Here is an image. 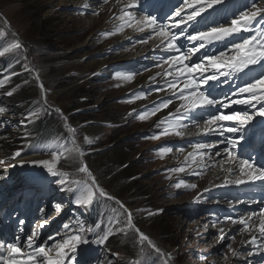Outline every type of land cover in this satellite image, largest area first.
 I'll use <instances>...</instances> for the list:
<instances>
[{
  "label": "snow or ice",
  "instance_id": "snow-or-ice-1",
  "mask_svg": "<svg viewBox=\"0 0 264 264\" xmlns=\"http://www.w3.org/2000/svg\"><path fill=\"white\" fill-rule=\"evenodd\" d=\"M229 3L230 0H99L91 14L99 16L105 10V6L111 4V8L117 9L113 19L119 20L120 23L116 31L104 33L105 36L115 35L116 32L122 33L125 28H132L137 32L149 30L147 38L139 42L147 44L149 40H158L156 47L161 48L165 54L155 66L163 68L167 65V70L157 72L156 76L149 77V80L155 83L157 77H161L164 83L152 91L165 92L168 98L138 113V119L145 121L162 110L169 111L155 124L154 127L159 131L153 132L145 139L158 140L162 136L182 138L186 135L217 137L215 141L201 140L192 144V151L185 156L184 166L167 169L168 172L184 173L191 169L192 174L203 176L209 170L219 168L223 175L217 179H222L225 186L264 183V165L258 164L251 155L256 151L255 142L249 145L250 152L247 158L237 155V146L245 139L247 127L257 117L262 118L264 122V0H249L245 10L234 13ZM88 7L85 5L84 11ZM111 8L108 9L109 12ZM161 9L162 17L159 15ZM137 12L141 15L137 16ZM221 12L224 15L220 19L213 18V13ZM5 24L7 25L6 20ZM6 34L0 30V37ZM12 36L11 42L0 50V58L15 53L14 59L17 63L20 59L27 60L25 46L14 32ZM24 68L26 71H32L27 63L24 64ZM148 70L150 69L146 68L142 71ZM135 75L134 72L128 73L122 78L131 81ZM245 76L248 79H244ZM36 79L39 80L38 73ZM3 83L4 81H0V85ZM224 85H227V90L222 87ZM39 88L41 90V99L37 101L39 107L28 112L19 122L25 130L29 124H34L42 116L55 115L65 123L68 120L59 107H53L49 103L43 83L39 84ZM14 91L15 89L7 91L6 95L12 96ZM149 94L150 91L134 93L128 102L140 100ZM233 105L237 107H232ZM6 112L7 108L0 106V116ZM3 123L4 121L0 120V124ZM190 128L194 131H189ZM68 130L71 135L65 142L53 141L45 148L34 147L29 139L31 133L25 131L24 146L11 153L7 163L0 159V167L3 168L0 180L5 179L9 167L17 166V158H20L18 163L21 167L24 164L38 165L54 178L52 182L73 193L75 197L73 202L78 209L82 208L86 212L94 205L109 201L116 207L111 209L104 228L100 227L104 221H100L94 227L85 228L82 221L74 220L62 225L63 234L57 232L49 236L48 240L39 241L41 229L50 223L48 217L51 211L60 212L62 204L61 202L53 204L48 212L41 208L40 219L34 224L23 243L19 235L11 242L0 240V264H81L78 249L81 245L89 243V233L92 234L95 243L103 245L110 236L116 233L127 236L129 230L138 237L135 243L140 246V255L143 257V260H133L129 264H151L148 256L152 253L163 256L164 253L150 236L137 227L134 212L100 185L84 161L85 152L75 139L76 129L69 125ZM0 141L9 147L12 146L3 135H0ZM84 141L87 144L93 143L87 136L84 137ZM260 143L264 145V134L260 137ZM25 147L33 151H47L51 158L25 161L22 155ZM156 151L163 158L171 153L173 148L166 144ZM179 151L183 152L184 149L181 148ZM62 159L76 163L72 179H69L68 171L57 168ZM167 178L172 179L171 176ZM174 187L195 189L197 185L180 180ZM144 211L151 217L164 210H136ZM18 223L23 225L25 222L19 220ZM221 223L228 227V231H232V226L240 225L236 229V234L250 237L242 238L240 245L256 246L254 251L249 250L244 256L238 249L233 248V243L236 242L234 234L229 237L231 242L226 246L231 257H243L248 260V257L264 253V208L258 213L252 212L238 217L227 216ZM227 235L225 226H220L218 239L223 241ZM116 256V253H112V259H108L106 264H119V261L115 260ZM223 258L227 260L229 256L224 255ZM84 264H88L87 260ZM248 264H251V261H248Z\"/></svg>",
  "mask_w": 264,
  "mask_h": 264
},
{
  "label": "rangeland",
  "instance_id": "rangeland-1",
  "mask_svg": "<svg viewBox=\"0 0 264 264\" xmlns=\"http://www.w3.org/2000/svg\"><path fill=\"white\" fill-rule=\"evenodd\" d=\"M90 4L96 6L97 0ZM85 5L84 0H0V30L5 31L6 36L10 37H13L14 32L27 50L26 62L32 70L29 72L31 78L27 85L32 86L40 98L39 84L43 83L49 103L53 107H59L68 117L66 123L55 118L57 124L52 125L53 133L55 134L59 127L60 130L67 131L69 125L76 129L78 139L76 142L87 151L84 161L100 185L116 198L121 199L125 206L134 212L140 229L148 234L164 253L163 256L152 253L151 264H165V261L167 264L252 262L250 257L248 260L243 257H231L226 246L231 242L229 237L232 235L228 234L223 241L218 239L221 222L213 217L216 206L206 204L202 211H197L196 202L199 201V192L207 181L195 179L188 182L187 170L184 173L168 172L167 169L181 165L172 163V157L161 158L158 154L154 156L153 153L157 150L156 144L159 143L140 137L144 131H148L150 122H133V116L129 112L134 105H130L128 101L141 87V85L135 86L136 81L148 71L126 65L128 62L138 61L139 58L127 61V57L134 55L136 46L138 49L141 47L136 44L135 47L131 46L132 48L124 44L122 46L121 42L131 33L130 30L129 33L116 32L112 37L102 38L100 35L107 33L104 30L110 27L108 24L111 16L102 19V23H97L92 20L95 15L80 16L74 14L71 9ZM129 41L133 44L136 39ZM116 64L126 68L96 78L98 76L96 72L105 71L106 67H114ZM133 72L136 75L131 81L122 78L123 75ZM37 73L39 80L36 79ZM53 95L56 96V100L50 99ZM16 97L15 95L9 105L15 109H22L21 103H16ZM126 98L128 103L122 104ZM145 101L148 104L149 99L146 98ZM80 111L86 112L78 114ZM98 122L112 123L114 127H101L97 140L92 144L85 143L86 131L91 127L98 128L99 125H91ZM16 143L17 141L11 147L6 145L8 154L13 152L12 148ZM165 143L161 142L158 146L161 147ZM106 147H109V150H99ZM88 151L93 154H88ZM123 155L127 160L120 162ZM0 158H3L2 154ZM112 158H116L117 162L110 161ZM76 166L71 160L62 161L60 164L62 169L71 171V174L75 172ZM1 171H3L2 167H0ZM168 176L172 179H168ZM13 180L12 175L9 176V181L13 182ZM180 180L195 183L197 187L177 189L174 185ZM1 188L3 190L8 188L7 180L3 182ZM70 194L63 190L62 196L68 197ZM112 205L113 202L109 201L102 203L100 208L103 212L109 213ZM137 209L164 211L149 217L147 211L136 212ZM80 213L81 211H78L71 221L81 220L87 228L88 222L83 215H79ZM95 218L100 219L99 216ZM62 225L49 236L57 232L63 234ZM49 236L45 237V240H48ZM242 238L246 237L236 236L233 248L246 256L249 250H255V246H241L239 242ZM88 239L90 244L91 233L88 234ZM137 239L138 237L129 230L125 241L134 260H143L140 246L135 243ZM119 253L120 258H123V254ZM224 255H228L229 259L225 260Z\"/></svg>",
  "mask_w": 264,
  "mask_h": 264
},
{
  "label": "bare ground",
  "instance_id": "bare-ground-1",
  "mask_svg": "<svg viewBox=\"0 0 264 264\" xmlns=\"http://www.w3.org/2000/svg\"><path fill=\"white\" fill-rule=\"evenodd\" d=\"M90 2L92 1H95V0H89ZM111 8V4L109 6H106L105 7V10L103 12L100 13L99 16H94L93 17V21L94 22H97V23H102V19H107L108 16L112 15V12H109L108 9ZM113 10H116V8H111V11ZM88 20H91V19H88ZM130 34V33H129ZM140 46L141 48L138 49L137 46H136V49H135V52H134V55H130L128 56L127 58V61H131V60H134L135 58H138L142 53L146 52L147 50H149L150 48H153L155 46V44H149L148 46L144 45V44H141V45H138ZM131 47V46H130ZM135 47V46H134ZM132 48V47H131ZM126 58V57H125ZM150 74H145L143 75V77L141 79H139L138 81H136V85L135 86H138V85H141V84H145L147 79L149 78ZM223 87V86H222ZM52 100H56V96H51ZM101 129V127L99 126L98 128L95 129V127H91L89 130L86 131V134H87V137L92 140V141H96L97 140V137H98V133H99V130ZM51 157H36V158H33L32 160H40V159H50ZM31 160V161H32ZM38 166V165H36ZM31 173H33L35 176H37L36 172L32 171ZM222 173H220L219 171V168L216 169L215 171H213L211 173V175L208 177V181L211 182V180L213 179V177L215 176H219L221 175ZM3 182L4 180H1L0 181V190H3L1 187L3 185ZM206 182V181H205ZM206 185H204L205 187ZM220 221V220H219ZM138 224V223H137ZM247 238V237H246ZM254 251V250H253Z\"/></svg>",
  "mask_w": 264,
  "mask_h": 264
},
{
  "label": "trees",
  "instance_id": "trees-1",
  "mask_svg": "<svg viewBox=\"0 0 264 264\" xmlns=\"http://www.w3.org/2000/svg\"><path fill=\"white\" fill-rule=\"evenodd\" d=\"M16 100L19 101L20 103H27L30 100L36 98L38 96L37 92L35 91V89H32V86H25L22 89L19 90V92L16 94ZM82 118H87L90 119L88 117H82ZM41 127H44L45 125L43 124V122H41ZM49 124L51 125H55L56 123H54V120H49ZM122 158L120 159V162L122 160H127L126 156H121ZM110 161L112 162H117L116 158H112L110 159ZM163 232V230H161V233ZM122 234H119L116 237H113L109 240L110 244L112 247L121 250L125 255H127L128 257H133L132 252L129 250V247L127 246V244H125V240L124 237H121Z\"/></svg>",
  "mask_w": 264,
  "mask_h": 264
}]
</instances>
